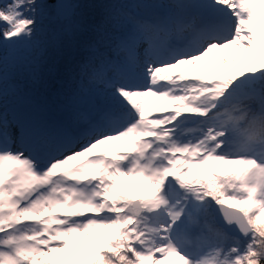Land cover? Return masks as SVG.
I'll list each match as a JSON object with an SVG mask.
<instances>
[{"label": "snow or ice", "instance_id": "snow-or-ice-1", "mask_svg": "<svg viewBox=\"0 0 264 264\" xmlns=\"http://www.w3.org/2000/svg\"><path fill=\"white\" fill-rule=\"evenodd\" d=\"M258 26L264 0H0V264H264Z\"/></svg>", "mask_w": 264, "mask_h": 264}, {"label": "rangeland", "instance_id": "rangeland-1", "mask_svg": "<svg viewBox=\"0 0 264 264\" xmlns=\"http://www.w3.org/2000/svg\"><path fill=\"white\" fill-rule=\"evenodd\" d=\"M258 30H264L262 28H260L258 26ZM229 56H231V50H229V52L227 53ZM219 53H212L209 55V57L207 58L208 60H212L213 61V64H212V67H217V65L215 64V60L219 57ZM202 65L205 63V62H200ZM224 70L225 71H228L230 70L229 67L227 65H222ZM189 70L191 71H206V70H210V69H206L204 67H202L201 69H195L193 68L192 66H186ZM104 147H108V148H113V147H116L115 144H109V145H106ZM126 185L130 186L131 187V190L133 191H143V190H146L147 186L145 185H140L138 182H135V181H126L125 182Z\"/></svg>", "mask_w": 264, "mask_h": 264}]
</instances>
